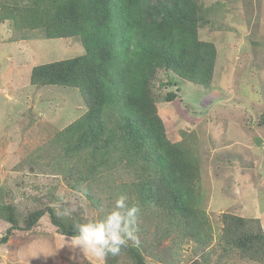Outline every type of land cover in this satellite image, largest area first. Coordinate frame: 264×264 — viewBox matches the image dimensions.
<instances>
[{"label": "rangeland", "instance_id": "1", "mask_svg": "<svg viewBox=\"0 0 264 264\" xmlns=\"http://www.w3.org/2000/svg\"><path fill=\"white\" fill-rule=\"evenodd\" d=\"M198 3L205 24L201 37L217 45L212 80H181L180 91L161 86L157 76L151 90L170 140L189 137L191 147H197L202 170L198 206L212 227L196 237L186 231L162 239L167 220L150 207L138 215L137 242L143 243L146 264H260L226 251L219 235L224 212L257 218L264 231V0ZM83 52L77 37L45 38L37 30L15 33L8 21H0V207L11 206L18 218L8 241L0 243V264H101L66 246L71 236L59 232L48 208L58 213L70 209L68 217L75 220L101 218L122 195L123 182L137 177L126 172V163H117L107 180L108 171H103L82 182L95 155L78 167L84 155L62 156L59 142V132L87 110L81 92L30 82L38 62ZM170 91L178 94L172 101L166 98ZM150 173L137 172L140 178ZM37 209L46 213L28 229L29 215ZM11 226L0 215V238ZM121 264L133 262L126 257Z\"/></svg>", "mask_w": 264, "mask_h": 264}, {"label": "trees", "instance_id": "2", "mask_svg": "<svg viewBox=\"0 0 264 264\" xmlns=\"http://www.w3.org/2000/svg\"><path fill=\"white\" fill-rule=\"evenodd\" d=\"M200 9L198 0H0V21H8L15 33L37 30L45 38L81 40L82 54L38 62L31 68L30 82L79 89L87 110L59 132L62 156L83 154V163H76L79 167L87 163V156L95 155L82 182L103 171H108L107 180L115 175L113 164L126 163V172L137 177L123 182L122 194L129 206L139 207L137 216L154 207L155 216L167 220L162 239L186 231L188 237H196L212 227L198 206L196 186L202 170L197 147H191L189 137L170 140L151 90L157 76L161 86L174 85L179 90L181 80L202 84L212 80L217 45L201 37L205 24ZM177 95L170 91L166 98L172 101ZM136 168L151 173L140 178ZM48 210L62 235L71 236L73 224L84 221L60 216L53 207ZM45 213L44 209L31 212L27 228ZM0 215L12 224L0 238L3 243L17 227L18 218L9 205L0 207ZM220 220L223 248L264 264L260 220L226 212ZM142 244L129 241L118 255L107 256L106 264H121L126 257L133 264H146Z\"/></svg>", "mask_w": 264, "mask_h": 264}, {"label": "clouds", "instance_id": "3", "mask_svg": "<svg viewBox=\"0 0 264 264\" xmlns=\"http://www.w3.org/2000/svg\"><path fill=\"white\" fill-rule=\"evenodd\" d=\"M197 83V82H195ZM127 197L120 195L111 211L101 218H89L73 224V234L68 238L69 249H79L103 264L104 259L116 256L129 241H137L136 224L139 207L129 206ZM62 216H70L71 210L64 209ZM47 259V257H45Z\"/></svg>", "mask_w": 264, "mask_h": 264}]
</instances>
